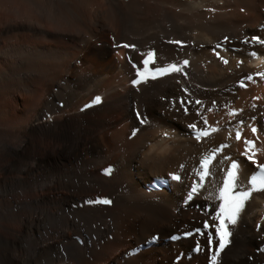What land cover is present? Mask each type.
<instances>
[{
    "label": "bare ground",
    "instance_id": "6f19581e",
    "mask_svg": "<svg viewBox=\"0 0 264 264\" xmlns=\"http://www.w3.org/2000/svg\"><path fill=\"white\" fill-rule=\"evenodd\" d=\"M261 27L264 0H0V264H209L223 177L245 191L264 163ZM149 51L183 71L128 86ZM229 230L216 264H264V190Z\"/></svg>",
    "mask_w": 264,
    "mask_h": 264
},
{
    "label": "snow or ice",
    "instance_id": "6c2138e0",
    "mask_svg": "<svg viewBox=\"0 0 264 264\" xmlns=\"http://www.w3.org/2000/svg\"><path fill=\"white\" fill-rule=\"evenodd\" d=\"M227 39V38H225ZM254 41H258L262 44H264V41L259 40L258 37L252 38ZM172 43H181L180 41H172ZM125 48L129 47H135L134 45H122ZM219 47V45H217ZM154 53L149 51L146 54V58L143 61V64L145 66L144 71L138 70V76L140 77L139 80H133V84H138L141 81L147 79V76L145 75V71L149 72L151 74L152 78H156L157 76H163L167 75L171 72H181L183 71V68L176 65V64H168L164 67H157L154 70L148 69V64L150 62H154L153 60ZM224 63H228L227 60H224ZM184 65L188 64V61L183 62ZM256 75L260 76L261 78H264V72H258ZM247 80L251 81L253 80V77L251 75L246 77ZM241 86H246L243 81L240 82ZM100 98L97 97L94 101V103H99ZM197 104H200V101H196ZM90 105H86L85 107H89ZM234 114V113H230ZM139 116V113L137 114ZM145 121L142 119L141 123H144ZM242 123V122H241ZM189 127L196 129V125H190ZM217 129L213 128L212 131H216ZM256 128H252V132L256 133ZM135 134V133H133ZM167 135V134H165ZM196 139L199 140L201 137L208 136L209 132L207 130H197L196 133ZM231 135V134H230ZM236 140L241 139V131L238 129L236 131L235 135ZM245 144L247 148H251L254 146V142L251 140H246ZM222 147H227V145H224ZM216 151H219L217 149ZM247 160L252 162L253 164H257V161L255 160V152H253L252 155H248L247 151L244 153ZM215 157V152H213L211 155L204 157L201 160V170L198 171L196 174L199 176V183H194L191 191L188 194V200H191L193 198V195L197 193L198 189L203 186V181L207 176L210 175L209 165L211 164L212 160ZM257 168L259 171L253 175L249 183L252 185V187L247 191H237L238 186V175H239V165L233 161L229 167V169L226 172V175L223 177V186L219 188V206L214 216H212V219L216 221L217 223H214L212 225H209L208 221H205L203 224V227L205 230L209 229L210 227L215 229V237L211 232H208V243L211 245L213 243L214 239H218V247L214 249V254L211 257L212 264H216V261L220 255V253L226 248V246L231 242V231L229 230L230 225H235L237 222L238 214L241 211V209L244 206V202L248 200V198L251 196L252 192L254 191H260L264 190V163L257 164ZM106 174L111 173V169H105ZM173 179H179V176H173ZM89 203H103V204H110L111 201L108 199L103 200H97V201H89ZM196 232L200 233V229H196ZM203 233H201L202 235ZM186 235H193V233H186ZM200 250L199 244H197V249Z\"/></svg>",
    "mask_w": 264,
    "mask_h": 264
},
{
    "label": "rangeland",
    "instance_id": "374dc122",
    "mask_svg": "<svg viewBox=\"0 0 264 264\" xmlns=\"http://www.w3.org/2000/svg\"><path fill=\"white\" fill-rule=\"evenodd\" d=\"M121 44H122V43H120V46H121ZM100 173H101V172H100ZM176 211H177V209L175 210V212H176ZM201 225H202V223H201ZM202 226H203V225H202Z\"/></svg>",
    "mask_w": 264,
    "mask_h": 264
}]
</instances>
